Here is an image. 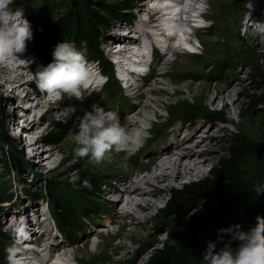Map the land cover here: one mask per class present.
Here are the masks:
<instances>
[{"label":"rangeland","instance_id":"374dc122","mask_svg":"<svg viewBox=\"0 0 264 264\" xmlns=\"http://www.w3.org/2000/svg\"><path fill=\"white\" fill-rule=\"evenodd\" d=\"M39 1L33 0V3L37 4ZM61 1L65 2L66 0ZM101 1L105 3L129 2L130 8H128L127 13L129 15L133 14L135 18H138L134 13L135 4L133 5L131 3H139L141 0ZM147 2L148 6L154 3L151 0ZM139 4L138 6H140ZM156 13H158V10L155 9L153 14ZM220 14L221 16L218 18L220 20L217 24H210V21L206 20L205 25L207 26L198 30L199 32H196L197 36L195 35V30L187 33L194 39L193 46L187 48L190 52H187V54H176L174 59L169 54L164 56L165 59L169 58L170 63L168 65L164 64L165 69L163 64L160 63L157 69L161 66L165 72L159 71L157 74L150 73L149 76L141 75L143 78V89L150 88L154 78L159 75L164 77V81L156 83L158 91L155 92L154 97L166 100V105L161 107L162 110H160V113H157L158 115L152 116V122L148 128L149 136L143 146L138 149L139 151L128 153L114 149L107 155L112 157V163L108 165H105L108 161L104 163H93L87 157H78L75 154L76 145L74 138L70 136V132L75 129L84 111L90 110L93 104H99L104 108L109 106L111 102V105L114 104L113 99L128 98L129 100H127L128 103L126 104L130 102L132 105L131 113L127 115H133V112H137L138 106L134 98H131L130 93L119 79L117 80V85L111 91L115 95H118V97L112 98L111 96L113 94L106 87H103L99 90H93L90 96L86 97L82 102L77 98L70 99L73 108L76 107L74 110H78V116L70 118L69 116L74 110L71 111L72 107L67 106L65 107V113L69 117L68 121L63 117L60 118L58 116L60 113L57 112V108L65 104V101L69 100L68 98H52L51 105L42 99L43 101L36 107L35 112L38 116H44L40 122V129L36 130L33 136L36 137L39 135L40 146L44 149L54 147L58 150L59 155L56 157L54 163H49L48 158L45 157L42 158V163H39L37 162L38 160L35 154L32 156L27 154L26 141L23 139L24 136L27 139V134L25 132L23 134L18 132L20 121L22 122V120L18 119L22 117L21 115L24 110L33 111L30 109V105L37 100L36 95L41 91L37 86L35 77L36 73L44 65V60L41 56H33L28 52V47L26 48L23 55L26 56V60L30 59V63L23 70L29 79L25 85L24 92L28 91L32 97L24 103L25 106L14 108L13 105L17 97L13 99L11 94L7 95L0 88V118L5 123L9 132L14 133L13 135L16 139L15 151L17 153L22 151L24 159L22 172L8 170L0 164V200H2L0 224L8 232V245L15 243L16 247H21V237H34L32 233L36 234L35 236L37 237L41 233L42 228H48V222H50L49 229L52 226L53 215L51 218L47 215L42 220L43 216L49 211L46 198L33 196L34 192L38 191L44 183H48L49 181L55 182V184L57 183L59 187H63L69 180L76 178L82 172L98 174L102 177L98 201L102 203L103 209L96 216H90V218L80 217V226L84 222V226L88 225V230L86 229L80 232V235L81 233L83 234L82 236L76 235V229L74 231L71 228L64 229L67 234L66 237L76 238V242L73 244H66L67 239L62 238L54 229L51 232L50 229L52 237L57 236L55 234L57 233L62 238V240L56 242V247H64L62 249L68 251L69 264H145L150 250L148 249L143 253L142 250L147 242L160 246L164 240L168 238L174 239L182 232V219L173 215L166 218L161 213V208L169 199L170 190L172 188H179L186 182L195 181L205 176L211 166L216 163L218 157L226 152V136L230 132L243 131L247 134L259 133L260 135H264V102L257 103L249 99L250 94L257 95L261 91L260 87L264 81V43L262 46H258L259 35H252L249 32H245L244 26L237 27L239 9L236 5L233 7L230 6L228 11L222 10ZM140 15L141 18H146L147 16L145 11L141 12ZM159 23L162 24L161 21ZM124 29V24L121 21L119 23L112 21L106 30L101 48L108 59H110L109 55L111 56L115 50L113 48L117 46H112L113 51H109L108 46L110 42H117V39L113 40L117 35L126 37L127 34L126 32L124 33L126 29ZM199 37H202V40ZM128 38L132 41L134 37L128 35ZM139 81L141 82V78H139ZM165 81L166 83L169 82L174 93H169L165 90L167 88ZM217 83H219L220 87H223L224 84L234 86L231 93L232 102L231 99L229 100V103H233L230 112L217 101V92L213 90ZM199 88L200 90L195 96V90L198 91ZM208 95L214 101L213 103L209 102ZM49 96L47 94L44 99ZM186 112L194 114L189 128H193L192 132H199L196 138H201L200 148L204 151L209 150L206 154L209 160L204 165V174L195 175L190 180L184 178L182 182H178L164 189L161 192L162 198L158 201V206L151 210V218L147 219L148 221H146L145 225L141 226L142 222L137 218L136 213L122 215L119 212L127 199V194L123 190L121 192L116 191V193L107 192V185L111 184L118 190V184L120 182L123 186L124 184L127 185V179H133L137 173L141 174V172H145V169L151 166L150 163L153 161V156L156 154L159 155L160 152L150 155H140L138 163L134 162L135 155L143 148L146 149V142L154 133L161 132L162 130L169 131L171 127L177 125L178 121L188 120L183 117ZM12 120H16L14 128L11 127ZM17 120L19 124H17ZM121 123L123 124V122ZM184 126H181L175 135L173 134L172 142L177 140L179 142L182 136L187 135V132L190 130L188 127L186 128V132L181 133ZM48 131H56L58 135L62 136L61 140L58 142H46L43 136ZM162 150L167 151L165 148ZM110 174L111 176H109ZM23 179L25 182H23ZM3 191H5V195ZM2 195L4 196L2 197ZM117 195L122 196L121 201H116L115 198ZM148 197L152 198L149 195ZM209 201L207 200L206 202ZM113 205L117 208L119 215H115V222H109L110 224L106 225L105 222L114 218L111 212L108 211ZM42 209H45V211L42 212ZM22 219H24L23 222L27 221L30 227L26 230V233L24 232L22 236H19ZM15 220H18L17 227L12 226ZM35 223H38V226H35ZM41 225L42 227L40 228ZM101 227L108 229L109 232L98 231V228ZM95 234L100 235L91 237ZM86 235H89L91 238H85L84 236ZM39 236L46 237L43 235ZM96 240H98L97 243H95ZM199 240L203 243H207L208 241L202 234H199ZM121 241H124L129 246L127 251L125 249L120 251L114 250L113 246L119 244ZM44 244H50V240L47 238L45 242H42V246ZM58 244L63 245L58 246ZM7 249L5 262L9 263Z\"/></svg>","mask_w":264,"mask_h":264},{"label":"trees","instance_id":"16d2710c","mask_svg":"<svg viewBox=\"0 0 264 264\" xmlns=\"http://www.w3.org/2000/svg\"><path fill=\"white\" fill-rule=\"evenodd\" d=\"M11 7L23 8L24 16L31 24L32 39L27 41L28 52L43 57L44 65H47L58 42L72 41L88 60L99 61L101 69L108 75L104 87L113 91L117 79L101 43L112 21H121L122 24L131 21L133 14L127 13L129 2L40 0L34 4L33 0H15ZM260 89L257 95L250 94L249 99L264 102V81ZM111 94L112 98L118 96L114 92ZM193 116L190 112L183 115L188 120ZM61 138L56 131H48L43 136L46 142H58ZM226 140V152L218 157L205 176L170 190L161 213L166 218L173 215L182 219V232L174 239L164 240L160 246L147 242L142 250V253L150 250L145 264H204L202 257L207 243L199 240V234L208 241L216 240L221 228L239 224L241 230L247 231L255 226L257 216L264 217V191L255 192L257 187L264 186V135L232 131ZM15 141V136L0 118V164L8 170L22 172L23 153L15 151ZM101 184L102 177L98 174L82 172L63 187L49 181L32 193L46 198L59 229L64 232L67 228L80 229L82 232L80 217L96 216L103 209L98 201ZM3 193L5 195V191ZM7 239L8 232L0 224L2 264H5ZM221 246L217 244V248ZM235 246L236 242L233 243Z\"/></svg>","mask_w":264,"mask_h":264},{"label":"bare ground","instance_id":"6f19581e","mask_svg":"<svg viewBox=\"0 0 264 264\" xmlns=\"http://www.w3.org/2000/svg\"><path fill=\"white\" fill-rule=\"evenodd\" d=\"M147 1H150V0H141V2H139L140 4L134 3V2L131 3L133 5L135 4L134 13H135V16H137L138 18H141V15H140L141 12L145 11L149 13L150 8H152L153 6L155 7L157 5L156 3L157 0H151L154 2L152 3V6H148ZM207 3H208V8L206 12L200 14V17L202 18V20L195 18L193 14L195 12L191 11L189 6L186 8V12L188 15L184 17L181 16V18L183 19L182 22L179 21V17L177 15L168 16L170 26H171L170 28L171 33L176 37L174 41H171L170 37H168L164 33V31L162 30L163 29L162 25L158 22V21H161L162 23V20L166 17L165 15L166 13L163 10L160 11L159 8H156V10H158V13L153 14L155 16V19H153L152 22L151 20L141 21V25L153 26L158 30L157 33L150 34L151 40L149 42H157L158 36L159 38L164 37L166 40V45L171 47L173 51H176L175 52L176 54H179V53L187 54V52H190L187 50V48H190L193 46L194 39H192L189 35L187 38L184 37L183 32L185 30L182 25H184V23L187 22V26H189L188 29L195 30V35H196V32H199L198 30L203 29L205 26H207L205 25L206 20H209L210 24L211 23L217 24L218 21L220 20L218 18L221 16L220 12L222 10L228 11L230 9V6L233 7L234 5H236V7L239 9L237 27L244 26L245 32H249L252 35H257L255 31L253 30V28L251 27L250 20L264 22V0H218V1L207 0ZM138 4L140 6H138ZM124 28L125 29L127 28L126 24H124ZM136 28L137 30H135ZM131 30L134 33H137L136 34L137 36L134 37L132 41H130L131 39L128 38L129 34H127L126 37L124 36L121 37L117 35L113 39V40L117 39V42H113V41L112 43L110 42L108 46L109 51H113L111 48L112 46L118 45L119 55L122 56V58H127V53L130 52L127 44L140 40L139 39L140 31L138 27L136 25L131 26ZM126 31H124V33ZM199 38L202 40V37H199ZM263 43H264V37L260 36L257 44H259L258 46H262ZM17 55L19 56V58H12V59H9L5 63H0V88L7 95L11 94L13 99L17 97L13 105L14 108L25 106L24 103L28 101L29 98L32 97L28 91L24 92L25 85L27 84L29 79L26 77L23 70L24 68L28 67L30 61L26 60V56L23 54H17ZM162 62L164 66V64L168 65L170 63V60L168 58V59H164ZM120 66H123V64L120 63ZM165 68L166 67L164 66V69ZM92 69H93L91 72L92 74H100L99 70L96 69V66L94 67L92 66ZM150 73L157 74L158 72L151 71ZM139 78H141V82L139 81ZM142 79L143 78L141 76L139 77L136 76L133 80H131L132 82L130 81L125 87L126 90L130 93L129 95H131V98H134V101L136 105L138 106L137 112H133L134 113L133 115L132 114L127 115V118L129 122H131L132 124L142 126L148 130L149 124H151L152 118L154 117V115H156L157 113H160V110H162L161 107H164L166 105V100L154 97L155 92L158 91V87L156 86V83L164 81V77H162V75H159L158 77L154 78V80L152 81L153 84L151 85L150 88H147V89H143ZM166 84H167V88L165 90L169 93H174V90L170 87L169 82H167ZM233 89H234V86H231L229 84H224L223 87H220L219 83H217L213 88V90L217 92V101L220 102L228 110V112L231 111L232 109L231 105H233V103H229ZM199 90L200 88L198 89V91L195 90L196 91L195 96L197 95ZM47 94L48 93L42 90L39 91V93H37L36 95L37 100H35L30 105V109L33 111L30 112V111L24 110L21 115L22 117L18 119V120H22V123L20 122L21 127L24 128L23 130L27 134V139L25 138L26 136L23 137V139L27 142V143L25 142V145H27V154H29V156H32L33 154H35L38 160L37 162L39 163H42L41 160L44 157L48 158L49 163H54L56 160V157L59 155L58 150L54 147H50L47 149H44L43 147H41L39 144V135L36 137L33 136L36 130L40 129V122L44 116V115L38 116L36 114L35 112L36 107H38L39 104L43 100H45V102L51 105V100L52 98H54V95L49 94L50 96L44 99V97ZM207 98L209 99V102L211 103L214 102L213 100L210 99L209 95L207 96ZM85 99L86 98L82 100L81 99H78V100L82 102ZM231 102H232V99H231ZM75 108H72L71 111H73ZM57 112L60 113L58 116L60 118L61 117L65 118L66 121H68L69 117L71 118L73 116L75 117L78 116V110H74L73 113L69 117L66 115L65 111H57ZM18 120H17V124H19ZM15 121L16 120H12V124H11L12 128H14L16 124ZM78 123L75 129H73L70 132V136L72 138H74V132L78 130V127H77ZM179 128L173 131L174 135L179 130ZM192 131H193V128L187 132V135L185 134L184 136H182V139L179 138L180 139L179 142L178 140L175 142H172V139H169V145L165 147L167 151L163 152L162 150L161 155H157V154L154 155L152 159L153 161L150 163L151 166H149L148 169L146 168L145 172L143 173L141 172V174L137 173L133 179H127L126 180L127 185L124 184L123 186L121 185V182H120V184H118L119 187L118 185H116L119 188L118 190L116 189L115 186H112L111 184L107 185V188H106L107 192L116 193V191L121 192L123 190L127 194L126 196L127 199L125 200L124 205L119 210V212H121L122 215L124 214L131 215V214L136 213L137 218L141 220L142 222L141 226H143L145 225L146 221H148L147 219L151 218V215H152L151 210H153L154 208L158 206V201L162 198L161 192L164 189L178 182H182L184 178H186V180L188 179L190 180L195 175L204 174L203 173L204 165L209 160L206 154L208 153L209 150L207 149L206 151H204L202 148H200L201 138L200 139L196 138L199 135V132L195 133ZM173 148H175V150H173ZM142 150H144V148ZM105 161H108L107 163H105V165L112 163V157L111 156L105 157V159L102 162L104 163ZM148 195L152 196V198H149ZM115 199L117 202L121 201L122 196L120 197L119 195H117ZM108 211L111 212L114 218L110 221L105 222L106 225L110 224L111 222L112 223L115 222L116 221L115 215L116 216L119 215V212L114 205ZM42 212H43V209H42ZM43 219H45L44 216L42 220ZM23 220L24 219L21 220L22 225L19 228V230L21 229L18 234L19 236H22L24 232L26 233V230H28V228L30 227L28 226L30 224L27 221L23 222ZM17 222L18 220H15L12 226L17 227ZM41 227L42 225L40 226V228ZM98 231L109 232L108 229L102 228V227L98 228ZM51 232H52V229H51ZM51 232H50L49 225H48V228H44V229L42 228L41 233L39 234V235L46 236L50 240V244H44L42 246V249L45 250L48 254H51L52 252L57 251V250L60 251L62 248L64 249V247H56V242L59 241L60 239L57 236L52 237ZM32 234L36 239L39 238L38 241L45 242V240L47 239L46 237L45 239L44 237H40L39 235H38L39 237L38 236L36 237L35 236L36 234L34 233ZM97 242L98 240H96L95 243ZM62 245L58 244V246H62ZM22 246L19 248H23ZM113 248L115 251H120L122 249H125L127 251L129 249V246L124 241H121L119 242V244H116L115 246H113ZM59 254L62 256L60 260V264L70 263V262L68 263L69 253L67 250L66 251L63 250V252H59ZM21 264H24V263H21Z\"/></svg>","mask_w":264,"mask_h":264},{"label":"clouds","instance_id":"9594fccd","mask_svg":"<svg viewBox=\"0 0 264 264\" xmlns=\"http://www.w3.org/2000/svg\"><path fill=\"white\" fill-rule=\"evenodd\" d=\"M14 3L15 0H0V63L19 58L17 54H23L26 42L32 39L31 24L24 16V9H13L11 5ZM187 4L197 15L208 8L207 0H187ZM146 14L150 16V10ZM250 21L255 33L264 37V22ZM175 52L171 53L173 59ZM134 78H128L124 86ZM35 79L38 88L57 99L68 96L82 100L87 91L85 84L90 79L89 61L74 42H58L52 51L51 61L42 65ZM77 127L74 132L75 154L87 157L93 163L102 162L114 149L133 153L149 136L146 128L132 124L127 117L122 124L116 112L106 111L99 104H93L90 110L84 111ZM262 191L264 186L255 189L257 194ZM218 243L222 245L219 248ZM202 260L204 264H264V217L257 216L255 226L247 231L241 230L239 224L221 228L216 240L207 241Z\"/></svg>","mask_w":264,"mask_h":264}]
</instances>
